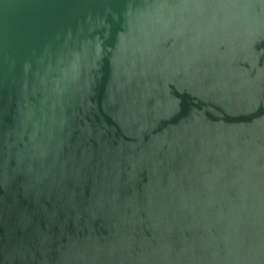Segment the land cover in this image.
Returning a JSON list of instances; mask_svg holds the SVG:
<instances>
[{"label":"water","instance_id":"water-1","mask_svg":"<svg viewBox=\"0 0 264 264\" xmlns=\"http://www.w3.org/2000/svg\"><path fill=\"white\" fill-rule=\"evenodd\" d=\"M0 264H264V0H0Z\"/></svg>","mask_w":264,"mask_h":264}]
</instances>
